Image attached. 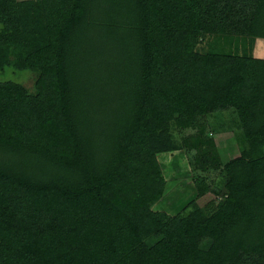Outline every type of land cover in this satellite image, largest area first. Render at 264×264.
<instances>
[{"label":"trees","instance_id":"obj_1","mask_svg":"<svg viewBox=\"0 0 264 264\" xmlns=\"http://www.w3.org/2000/svg\"><path fill=\"white\" fill-rule=\"evenodd\" d=\"M260 40L264 0H0V264H264ZM175 152L214 199L171 216Z\"/></svg>","mask_w":264,"mask_h":264},{"label":"rangeland","instance_id":"obj_2","mask_svg":"<svg viewBox=\"0 0 264 264\" xmlns=\"http://www.w3.org/2000/svg\"><path fill=\"white\" fill-rule=\"evenodd\" d=\"M256 55L264 58V40L259 41ZM11 79L33 89L34 76L31 73H19ZM159 162L169 185L162 200L154 207L155 211L176 216L194 200H197L200 206H205L214 199L211 194L198 198L192 169L184 152L162 154L159 156Z\"/></svg>","mask_w":264,"mask_h":264}]
</instances>
